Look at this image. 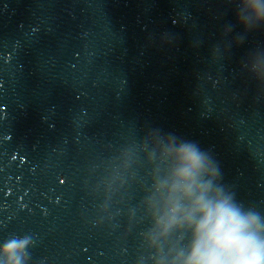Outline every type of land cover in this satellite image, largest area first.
Listing matches in <instances>:
<instances>
[{
	"label": "water",
	"instance_id": "1",
	"mask_svg": "<svg viewBox=\"0 0 264 264\" xmlns=\"http://www.w3.org/2000/svg\"><path fill=\"white\" fill-rule=\"evenodd\" d=\"M201 182L264 239V0H0V264H173L155 188Z\"/></svg>",
	"mask_w": 264,
	"mask_h": 264
},
{
	"label": "clouds",
	"instance_id": "2",
	"mask_svg": "<svg viewBox=\"0 0 264 264\" xmlns=\"http://www.w3.org/2000/svg\"><path fill=\"white\" fill-rule=\"evenodd\" d=\"M176 158L170 178L156 186L153 204L155 228L161 236L181 226L191 230L187 256L177 255L173 264H264L257 217L243 213L231 197L212 193L210 181L201 182L209 166L195 145L182 146ZM23 246L11 241L0 252L11 259Z\"/></svg>",
	"mask_w": 264,
	"mask_h": 264
}]
</instances>
